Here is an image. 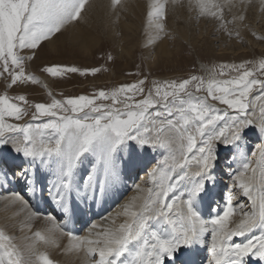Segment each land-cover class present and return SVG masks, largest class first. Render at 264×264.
<instances>
[{"label":"snow or ice","instance_id":"1","mask_svg":"<svg viewBox=\"0 0 264 264\" xmlns=\"http://www.w3.org/2000/svg\"><path fill=\"white\" fill-rule=\"evenodd\" d=\"M167 3L151 0L148 7L147 26L157 37L165 33ZM89 4L0 0V77L7 88L41 83L26 73V63L44 43L80 22ZM110 6L115 11L122 0H110ZM195 6L200 16L220 21L229 36L226 25L245 18L225 21L224 5L212 0H195ZM107 59H113L110 53ZM219 69L207 79L191 75L149 83L145 77L91 96L53 97L51 103L0 94V188L11 186L0 201L29 222L41 214L27 197L38 196L61 214L44 216L50 227L24 236L22 243L0 227V264H57L40 249L59 247L54 233L68 237L65 251L83 253L86 264H177L178 255L203 245L209 232L208 264H249L250 258L264 264V57ZM41 71L94 76L101 68L52 65ZM253 137L260 143L250 158L245 148ZM150 153L157 154L155 164L142 183L133 184L135 194L104 218L107 224H89L93 209L118 200L131 173L150 162L145 159ZM222 153L231 183L215 201L223 202L222 214L208 220L201 208L207 204L211 214L208 185L217 183V170L223 172ZM77 224L88 225L86 235L74 234ZM24 227L31 229V223H23L21 231Z\"/></svg>","mask_w":264,"mask_h":264},{"label":"bare ground","instance_id":"2","mask_svg":"<svg viewBox=\"0 0 264 264\" xmlns=\"http://www.w3.org/2000/svg\"><path fill=\"white\" fill-rule=\"evenodd\" d=\"M182 1V3H179L177 0H168V3L165 7V9H167L164 21L165 33L161 34L160 37H157L156 30L151 29L147 26V11L151 0H122V6L117 7L118 12L117 10H112L110 6V0H90V4L83 15V19L80 22L69 26L64 32L63 36L54 39L47 45L50 47V49L54 50V46L57 44V42H66L71 45L73 44V46L77 45L79 49L81 48L83 51H85L91 44L97 42V28L101 29L100 32H103V35H106L112 41H116L117 44L120 45L119 43L129 39L128 34L130 32L127 33L129 30L137 31L139 27L143 26V36L148 46V50L150 53L149 57L154 60H156L157 57L167 58L170 54V49H168L167 47V38L169 35V30H171V28H178L181 30V23L184 22L185 24H189L191 21V23H193L194 25L193 28L198 31L199 34H201L203 30L210 29L206 27V21L204 23L203 19H201L200 17V19H198V17H196L197 11L194 10L196 9V6L195 3L192 2L194 0ZM221 1L230 8L236 7L239 9H250L251 5L254 4L252 6V9H257L260 17H258L256 20H251L249 15L246 14L243 15L245 17L243 21L237 20L238 24H240V27L238 29L240 30L239 34L241 35L243 40L241 44H237L235 43L234 39L230 38L227 44H234L233 46L235 49L232 51L237 52L239 50H246L248 48L251 49L256 47L260 50H264V40L256 39V36H264V2H262V0H250L252 1V3L247 2V0H245V3H239L238 0ZM183 11L186 12L187 18ZM118 28L121 30L120 33L118 32L119 34L117 33L116 35L115 31H117ZM210 32L211 29L209 33ZM253 33H255L256 35L254 36ZM211 35L212 36L210 37V40L214 44L216 43L213 46L218 47V52L221 53L222 51L230 50L229 47L224 46L225 43L222 39L223 35L221 36V34L216 32V30H214ZM152 40H154L155 42H150ZM215 47L213 48L215 49ZM117 49H121L122 53L125 52L121 45ZM199 66L202 67L205 74L210 73V70L206 65L200 63ZM42 80L44 83V87L46 85L48 89L52 88V85H50V80L47 77H43ZM200 94L202 95V93ZM250 141H256L257 143H260V141L255 137H253ZM248 142L249 141H247V147L245 148L246 153L249 150L250 145ZM3 152L6 158H10L12 155L10 149L7 147L3 149ZM155 155L157 154L150 153L145 158L150 162L147 163L145 167L136 169L133 173H131L132 179L127 180V188L118 200L113 202L110 206L105 205L103 208L93 209L92 214H90L89 224L98 223L101 225H105L108 223V221L104 218L109 217L110 214L114 215L116 212H118L120 210L119 204H122L128 197L135 194L133 184L142 183V181L146 179V171L151 169V167H153L155 164V160L152 158ZM249 157L251 158V155ZM10 162L11 161L9 160V163ZM220 167L223 169V172L217 170L214 173L217 177V183L215 185L209 183L208 185L210 189V197L208 199L211 201V214H209V208L207 207V204H205L201 208L203 217L208 220H211L216 214H222L223 202L221 201L219 206H217V203L215 201H220V193L222 190H224V186L230 185L231 183L229 177L224 174L230 171V169L225 164L223 153L221 154ZM235 167L236 165L232 164V168ZM9 190H11V186L9 187ZM9 190L0 188V196L8 195ZM27 198L31 199L34 208L40 212L41 216L39 219H33L29 222L27 221L25 215L14 216L16 208L6 206L4 201H0V227L5 228L10 235L16 237V243H22V238L24 236H31L32 233L37 230L43 231L47 227H50V225H48L47 222L43 219L44 216L52 215L59 218L61 215L60 212L55 209L54 205H46L39 200L38 196ZM212 198H214V200ZM117 222L119 223V220ZM23 223H31V229H29L28 227H24L23 231H21V226ZM87 227L88 225H75V227L73 228L74 234L78 236L86 235ZM256 234L258 235L259 233L257 232ZM53 238L55 239L56 243L59 244V247L40 245V249L47 250L51 258L57 261V264H86L83 253L65 251V249H67L70 244L68 237L62 236L60 233H54ZM204 239L205 243L203 245H196L192 249H185L182 253H180L178 255L177 264H208V260L210 259L209 248L211 243L210 232L205 234ZM242 239L243 238L241 237H234V240L236 242H240ZM249 264H258V261L255 258H250Z\"/></svg>","mask_w":264,"mask_h":264},{"label":"rangeland","instance_id":"3","mask_svg":"<svg viewBox=\"0 0 264 264\" xmlns=\"http://www.w3.org/2000/svg\"><path fill=\"white\" fill-rule=\"evenodd\" d=\"M177 1L179 3L183 2L182 0ZM192 2L195 3V0ZM212 2L223 3L225 6L223 7L225 21H232L234 16L246 14L249 15L251 20H256L259 17L257 9H252L254 4L251 5L250 9H239L226 6L221 0H212ZM238 2L240 3V0H238ZM250 2L252 3V1ZM116 10L118 12V9ZM165 10L166 13L167 9ZM194 10L197 11L196 17H198V19H203L204 23L206 21V27L210 28L211 32L209 33L210 29H206L199 34L198 31L193 28L194 25L191 21L189 24H185L184 22L181 23V30L178 28H171L172 31L169 30L167 38V47L170 49V54L167 58L157 57V59L154 60L149 57L150 53L143 36V26L139 27L137 31L135 30L136 32L134 30H129L127 32H130L128 34L129 39L119 43L125 51L123 53L121 49H117L120 45H118L116 41H112L106 35H103V32H100L101 29L97 28V42L91 44L85 51L81 48L79 49L77 45L73 46V44L71 45L66 42H57L54 46V50L50 49L47 45L48 43H44L43 47L38 50L36 57L32 61H28L25 66L26 73L37 76L41 83L13 85L9 89L6 87L7 81H5L3 77H0V94L5 92H7L9 96L23 94L31 104L51 103L53 97L56 99H64L80 95L91 96L99 90L108 91L122 84L133 83L145 77L148 78L149 83L152 80L186 79L191 75L203 76L207 79L214 72L219 73L220 65L239 64L243 61H253L264 57V50H260L257 47L239 50L237 52L232 51L235 49L233 46L234 44H227L230 38L234 39L237 44H241L243 40L240 34L238 36L236 35V33L240 31L238 30L240 24H238L237 21L226 25L228 30L233 33L229 36L227 32L220 27V21L209 16H200L197 7ZM183 13L187 18L186 12L183 11ZM212 26L216 32L220 33L221 36L223 35L222 39L225 43L224 46L229 47L231 51L225 50L220 53L217 51L218 47L213 46L216 43L214 44L210 40L212 36L211 33L214 32ZM120 30L121 29L118 28V30L115 31L116 35L118 32L120 33ZM213 47H215V49ZM109 53L113 57L112 60L107 59V54ZM200 63L209 68V74H205L202 67L199 66ZM52 65H69L81 69L97 67L101 68V71L94 76L91 74L81 76L78 73H68L61 77H52L41 71V68ZM137 73L139 75H136ZM232 75H235V73H232ZM43 77H47L50 80L52 88L48 89L44 87ZM216 78L224 79L227 77H220L217 75ZM49 92L52 93V96L48 95ZM203 94L204 93H202V95ZM253 102L256 104L260 103V101ZM220 107L225 106L220 105ZM32 110L33 109H29L30 112ZM25 119L27 120L29 117H25ZM40 119L46 120L47 118L41 117ZM20 122L23 123V121ZM248 141L250 145L247 155L250 156L251 150L257 142Z\"/></svg>","mask_w":264,"mask_h":264}]
</instances>
